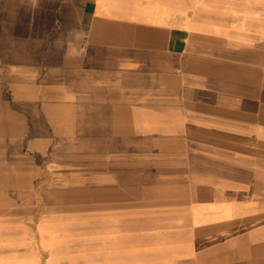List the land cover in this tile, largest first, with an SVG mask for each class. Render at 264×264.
<instances>
[{
	"label": "crops",
	"instance_id": "obj_1",
	"mask_svg": "<svg viewBox=\"0 0 264 264\" xmlns=\"http://www.w3.org/2000/svg\"><path fill=\"white\" fill-rule=\"evenodd\" d=\"M0 264H264V0H0Z\"/></svg>",
	"mask_w": 264,
	"mask_h": 264
}]
</instances>
